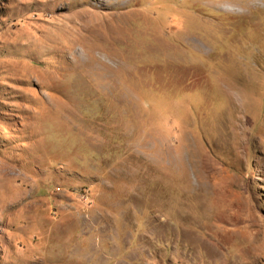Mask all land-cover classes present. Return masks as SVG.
Instances as JSON below:
<instances>
[{
    "label": "rangeland",
    "instance_id": "1",
    "mask_svg": "<svg viewBox=\"0 0 264 264\" xmlns=\"http://www.w3.org/2000/svg\"><path fill=\"white\" fill-rule=\"evenodd\" d=\"M0 264H264V0H0Z\"/></svg>",
    "mask_w": 264,
    "mask_h": 264
}]
</instances>
